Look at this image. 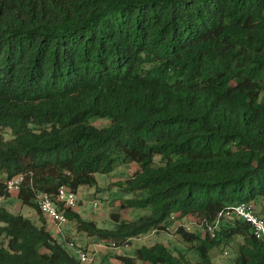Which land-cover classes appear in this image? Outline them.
Returning <instances> with one entry per match:
<instances>
[{"label": "trees", "instance_id": "16d2710c", "mask_svg": "<svg viewBox=\"0 0 264 264\" xmlns=\"http://www.w3.org/2000/svg\"><path fill=\"white\" fill-rule=\"evenodd\" d=\"M0 130L11 134H0V198L39 214L0 206V264H85L38 196L96 186L118 164L137 165L120 207L149 214L113 213L104 228L62 209L119 248L174 216L213 220L241 202L264 216V0H0ZM174 235L184 250L157 241L116 257L217 264L212 250L239 237L230 264H264V239L240 219L215 237L184 225Z\"/></svg>", "mask_w": 264, "mask_h": 264}, {"label": "rangeland", "instance_id": "374dc122", "mask_svg": "<svg viewBox=\"0 0 264 264\" xmlns=\"http://www.w3.org/2000/svg\"><path fill=\"white\" fill-rule=\"evenodd\" d=\"M93 123L99 127L109 124L105 119L94 120ZM0 134H3L6 138H11V134L6 130H0ZM136 168L137 165L135 163L118 164L110 174L97 173L96 179L98 183L96 186H82L78 190V202L74 210H77L83 219L88 221L95 220L100 227L104 228L115 227L117 221L113 218V213H119L121 218L128 220L138 219L140 216L149 214L151 211L150 208L124 209L120 207L122 199L134 197L133 194L125 192L124 189L128 185V180L131 178ZM7 203L8 204L5 203L3 198L0 199V206L4 205L9 207L13 213H21L32 220H34L37 215L35 208L29 205L21 206L19 201L13 198H8ZM96 203L98 204L97 207H95ZM254 204L256 211L260 213L261 205L255 202ZM171 220L172 222L169 224L167 230H162L160 232L151 231L145 235L134 238L132 243L122 246L121 248L97 247L95 261L92 264H102L101 261L97 259L98 251L108 256L105 264H121L115 258V255L118 253L121 255L134 256L137 248L140 246L151 245L157 241L166 243L171 249L177 247L184 250V245L180 243L174 235L175 230L180 225H185L190 231L200 232L203 236L206 234V231L200 227L201 222L195 217L189 216L184 219H178L174 216V219L172 218ZM226 222L223 224H226ZM51 230L52 234L55 235L59 241H63V237L65 236L64 233H66L69 234L73 240L78 242V244L85 245L88 242L87 233L78 231L76 226L69 221L62 225V231L57 232V229H53V227H51ZM238 239L239 237H234L229 243H222L220 246L214 248L211 252L213 260L217 262V264H230L236 255L235 250ZM1 241L2 239H0V244ZM91 244H94V242ZM70 251L75 254L71 248Z\"/></svg>", "mask_w": 264, "mask_h": 264}, {"label": "built area", "instance_id": "2783aa9c", "mask_svg": "<svg viewBox=\"0 0 264 264\" xmlns=\"http://www.w3.org/2000/svg\"><path fill=\"white\" fill-rule=\"evenodd\" d=\"M22 177H16L15 179L9 181L8 187L11 191H18L19 184L22 181ZM78 197L77 192H74L67 186H62L55 199L51 198L46 194L38 196V203L41 212L51 221V223L56 227L57 231H62V225L68 222V218L64 213V208L74 209L77 205ZM63 205V206H61ZM97 203L95 207H97ZM174 219V217H172ZM242 219L249 223L255 233V236L260 239H264V216L257 214L255 205L253 202H241L232 207H228L222 210L218 216L213 220H204L201 222L200 227L203 228L211 237H215L217 230L220 228L224 220L231 219ZM185 226V225H184ZM188 230L189 228L186 227ZM69 247L75 251L76 255L82 263L91 264L95 261V254L97 247H114L117 248L115 243H107L102 241L100 243L94 244L91 249H85L77 245L71 240Z\"/></svg>", "mask_w": 264, "mask_h": 264}, {"label": "crops", "instance_id": "0c3cea01", "mask_svg": "<svg viewBox=\"0 0 264 264\" xmlns=\"http://www.w3.org/2000/svg\"><path fill=\"white\" fill-rule=\"evenodd\" d=\"M13 195H14V197H15V195H16V193H12ZM13 198V197H12ZM1 199V198H0ZM3 200H5V203L6 204H8L7 203V201H8V198H7V200L6 199H4L3 198ZM9 203H10V201H9ZM20 203V205L22 206L23 204L21 203V202H19ZM39 219V214H38V212H37V215H36V217L34 218V220H38ZM47 219V222H48V226L50 227V231L52 232V230H51V227H53V229H56V227L51 223V221H49V219L48 218H46ZM73 223V222H72ZM75 226H76V224L75 223H73ZM58 232V231H57ZM65 234V236L66 237H68V238H70L71 240H72V238L70 237V235L69 234H66V233H64ZM88 242H87V244H85V245H83V244H78V242H76L75 240V242H76V244H78L79 246H82L83 248H85V249H91L93 246H94V244H96V243H100V240H98L97 238H94V237H89L88 236ZM94 242V244H91V243H93ZM98 254H97V259H99L100 261H101V263L102 264H105V261L107 260V255L105 256V255H103V254H101V252L100 251H98L97 252ZM117 255H121L120 253H118ZM117 255H115V256H117ZM116 258V260L117 261H119V259L117 258V257H115ZM120 262V261H119Z\"/></svg>", "mask_w": 264, "mask_h": 264}, {"label": "clouds", "instance_id": "9594fccd", "mask_svg": "<svg viewBox=\"0 0 264 264\" xmlns=\"http://www.w3.org/2000/svg\"><path fill=\"white\" fill-rule=\"evenodd\" d=\"M254 203V202H253ZM236 205V204H235ZM255 205V204H254ZM257 212V211H256ZM257 214L259 215V213L257 212ZM184 219V218H183ZM234 219H237V218H234ZM234 219H231V220H234ZM231 220H224L223 222H222V224H221V226L223 225V223L224 222H226V221H231ZM240 220H242V219H240ZM244 221V220H243ZM220 226V227H221ZM190 230V229H189ZM72 241H74L73 239H72ZM75 242V241H74ZM100 242H102V241H100ZM76 243V242H75ZM78 245V244H77ZM82 247V246H81ZM75 252V251H74ZM92 264V263H91Z\"/></svg>", "mask_w": 264, "mask_h": 264}]
</instances>
